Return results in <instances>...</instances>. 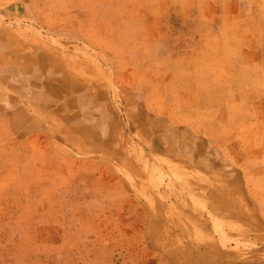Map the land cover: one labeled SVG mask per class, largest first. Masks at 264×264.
<instances>
[{
  "label": "crops",
  "instance_id": "0c3cea01",
  "mask_svg": "<svg viewBox=\"0 0 264 264\" xmlns=\"http://www.w3.org/2000/svg\"><path fill=\"white\" fill-rule=\"evenodd\" d=\"M113 13L90 27L89 48L99 55L102 72L61 70L38 44L21 57L19 73H0V264H8L7 226L28 222L34 204L45 200L46 210L54 212L31 224L55 225L56 208L68 219L64 225L77 224L81 209L71 206V187L60 183L71 177L72 163L85 170L94 166L97 177L101 163L116 161L107 156L134 145L145 149L146 164L157 167L166 185L161 162L176 166L172 175L180 180L188 172L193 193L238 229L240 241L264 242V42L246 35L245 12L224 11L226 24L205 50L178 54L158 24L161 14L154 12L145 23L121 10ZM82 24L76 32L87 36ZM17 54L0 43V70L11 71ZM61 162L69 164L60 169ZM93 213V224L101 225V207ZM155 218L146 207V226L153 231L163 225ZM65 233L63 245L74 249H56L54 240L49 254L64 255L68 263L85 258L86 235ZM92 240L99 241L97 234ZM146 256L166 259L167 253L149 249Z\"/></svg>",
  "mask_w": 264,
  "mask_h": 264
},
{
  "label": "rangeland",
  "instance_id": "374dc122",
  "mask_svg": "<svg viewBox=\"0 0 264 264\" xmlns=\"http://www.w3.org/2000/svg\"><path fill=\"white\" fill-rule=\"evenodd\" d=\"M236 9L245 12L242 25L246 26V35L255 37L256 42H264V0H0V43H9L12 51L18 53L12 70L6 66L0 73L5 76L19 73L24 62L21 57H29L31 49L38 44L50 51L49 55L56 58L61 70L82 69L81 75L84 68L102 72L99 55L89 48L94 42L90 27L100 21L103 25L117 10L145 23L154 12L157 16L161 14L158 24L168 31L173 52L200 53L218 27L226 24L224 11ZM142 11L149 13H138ZM79 21L82 25L87 23V36L76 32ZM262 69L264 72V66ZM128 150L125 154L107 156L116 161L101 163L102 173L97 177L94 166L85 170L79 163H72L71 177L60 179V183L71 187V206L81 209L77 224L64 225L68 219L57 208L55 225L31 224L29 221L45 222L46 213L54 212L46 210L45 200L34 204L28 222L7 226L8 264H150L152 261L157 264H264V242L240 241L238 229L226 226L222 218L207 209L206 198L193 193L188 172H183L184 179L180 180L172 175L176 166L161 162L160 170L163 172L162 168L166 167L168 175L166 185L157 167L152 169L146 164L144 148L134 145ZM68 164L61 162L58 167L63 169ZM99 168L97 165V172ZM197 181L201 183V179ZM96 188H101L102 194L95 195ZM95 206L103 210L102 224L96 226L93 224ZM146 207L163 223L154 227V231L146 226ZM113 221L115 224H111ZM80 222L87 224L80 225ZM69 230L70 234L78 230L86 235L87 253L85 258L69 259L68 263V257L56 254L53 258L48 251L54 240L55 243L59 240L56 249H74L63 245L62 233L67 234ZM18 233L22 234L15 236ZM96 234L99 241L94 242L92 237ZM149 249L165 251L166 259L147 257Z\"/></svg>",
  "mask_w": 264,
  "mask_h": 264
},
{
  "label": "bare ground",
  "instance_id": "6f19581e",
  "mask_svg": "<svg viewBox=\"0 0 264 264\" xmlns=\"http://www.w3.org/2000/svg\"><path fill=\"white\" fill-rule=\"evenodd\" d=\"M208 188V187H207Z\"/></svg>",
  "mask_w": 264,
  "mask_h": 264
}]
</instances>
